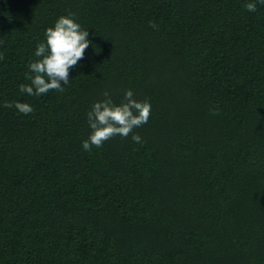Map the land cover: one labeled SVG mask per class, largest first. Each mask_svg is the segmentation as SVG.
Segmentation results:
<instances>
[{
    "label": "trees",
    "instance_id": "obj_1",
    "mask_svg": "<svg viewBox=\"0 0 264 264\" xmlns=\"http://www.w3.org/2000/svg\"><path fill=\"white\" fill-rule=\"evenodd\" d=\"M69 13L83 59L63 92L22 93ZM0 54V264H264L259 0H0ZM127 90L148 122L85 151L92 105Z\"/></svg>",
    "mask_w": 264,
    "mask_h": 264
},
{
    "label": "clouds",
    "instance_id": "obj_2",
    "mask_svg": "<svg viewBox=\"0 0 264 264\" xmlns=\"http://www.w3.org/2000/svg\"><path fill=\"white\" fill-rule=\"evenodd\" d=\"M259 3L264 4V0H259ZM245 7L249 12L257 10L254 2L247 3ZM73 17L72 13L60 16L53 27L45 29L46 42L37 45L35 56L38 59L29 62L28 72L25 73L29 83L19 85L22 93L41 96L52 90L64 91L63 86L67 85L70 79V69L83 59L85 50L91 44L88 39L89 32L82 30ZM150 27L158 30L154 22H150ZM3 59L0 54V60ZM103 95L106 99L95 102L87 113L91 133L88 139L82 142L85 151L90 152L93 146L100 148L104 142L117 135L127 138L135 128L146 124L150 117V102L138 101L134 98L132 90L124 93V98L119 104L113 102L107 91ZM4 107H15L23 115L34 111L30 104L22 102L6 101ZM210 112L212 115H218V106L210 108ZM131 138L136 143L143 142L138 134H133Z\"/></svg>",
    "mask_w": 264,
    "mask_h": 264
}]
</instances>
